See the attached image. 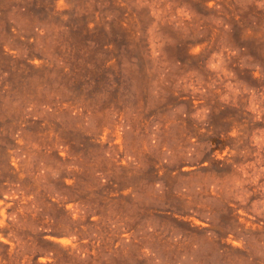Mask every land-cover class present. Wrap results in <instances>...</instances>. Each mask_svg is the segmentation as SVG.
<instances>
[{"label": "rangeland", "instance_id": "rangeland-1", "mask_svg": "<svg viewBox=\"0 0 264 264\" xmlns=\"http://www.w3.org/2000/svg\"><path fill=\"white\" fill-rule=\"evenodd\" d=\"M0 264H264V0H0Z\"/></svg>", "mask_w": 264, "mask_h": 264}]
</instances>
